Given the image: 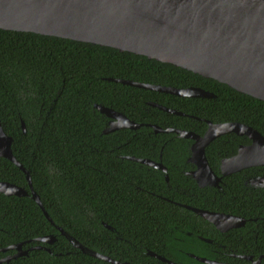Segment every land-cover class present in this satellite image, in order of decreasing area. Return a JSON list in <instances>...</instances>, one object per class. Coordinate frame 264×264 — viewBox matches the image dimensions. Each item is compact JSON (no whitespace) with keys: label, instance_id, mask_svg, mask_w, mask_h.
<instances>
[{"label":"trees","instance_id":"obj_1","mask_svg":"<svg viewBox=\"0 0 264 264\" xmlns=\"http://www.w3.org/2000/svg\"><path fill=\"white\" fill-rule=\"evenodd\" d=\"M107 78L198 87L216 98L180 97ZM149 102L185 115L170 114ZM96 104L121 112L143 126L105 134L109 119L95 108ZM0 119L5 132L14 139L16 158L30 170L34 189L54 221L52 224L46 218L31 196L0 193V250L23 242L32 247L38 238L48 235L57 238L51 246L53 254L36 250L29 257L3 264H78L71 261L76 254L66 259V250L73 246L56 226L98 251L104 244L113 249L116 236L123 242L126 238L134 242L146 238L148 248L154 250L156 238L176 245L179 231H192L185 221L202 219L176 203L209 209V199L219 197L221 201L224 194L200 189L186 174L193 169L187 163L193 141L175 133H155L152 126L204 135L207 121L235 122L264 135V102L142 56L0 29ZM243 143L246 138L236 134L213 141L206 149L211 167L217 172L220 159L235 155ZM127 157L162 162L169 182L163 171ZM1 181L29 189L24 172L0 157ZM224 197L231 206V197ZM222 208L219 203L216 209ZM5 256L0 251V259ZM81 256L86 264L95 260Z\"/></svg>","mask_w":264,"mask_h":264},{"label":"water","instance_id":"obj_2","mask_svg":"<svg viewBox=\"0 0 264 264\" xmlns=\"http://www.w3.org/2000/svg\"><path fill=\"white\" fill-rule=\"evenodd\" d=\"M0 29L68 39L142 56L215 80L264 102V0H0ZM107 80L180 97L216 98L214 93L198 87L175 88L130 80ZM148 104L170 114L185 115L157 103ZM95 108L109 119L105 134L120 129L137 130L143 126L112 108L97 104ZM206 123L208 129L204 135L152 126L155 133H175L193 141L188 162L193 163L196 170L188 175L198 186L220 187L222 177L264 165V136L260 132L242 123ZM22 128L26 134L24 122ZM230 133L247 136L252 144L240 147L236 156L222 162L220 177L210 166L206 149L216 138ZM13 142L0 119V157L10 160L24 172L29 189L1 181L0 193L31 196L54 224L34 189L30 170L16 158ZM127 158L163 171L169 182L168 169L162 162ZM187 208L213 222L219 217L224 218L221 214ZM59 230L84 252L120 264L90 251L62 228ZM56 240L54 235L37 239L48 245H53ZM40 249L42 247L37 246L30 250ZM0 251H16V254L0 259V264L28 254L22 243ZM198 259L205 264H221L206 258Z\"/></svg>","mask_w":264,"mask_h":264},{"label":"flooded vegetation","instance_id":"obj_3","mask_svg":"<svg viewBox=\"0 0 264 264\" xmlns=\"http://www.w3.org/2000/svg\"><path fill=\"white\" fill-rule=\"evenodd\" d=\"M240 137L246 138V143L239 144L235 155L220 159L217 172L212 168L218 176L222 177L221 167L225 159L236 156L240 147L252 144V140L247 136ZM188 160L187 163L191 164L193 169L187 171V175L196 170V166L188 162ZM198 187L200 189H214L224 195L220 197V202L219 197L209 199L211 202V208L209 209L176 204L186 209H188L187 207H191L193 209L221 214L224 218L219 217L216 220L217 222H213L190 210L202 219H187L185 223H187L192 231H179V235L175 241L176 245L169 241L163 242L165 240L163 238H156L155 249L150 250L146 238L139 242L126 238L123 242V239L116 236L112 245L113 249H110L109 245L104 244L100 247V251H98L89 245L85 246L76 238L74 239L90 251L108 257L120 264H205L200 262L198 258H206L221 264H264V165L246 168L240 172L222 177L220 187ZM178 190L181 189L178 188ZM224 196L231 197V206L228 202H225ZM219 203L223 206L221 210L216 209L219 207ZM105 226L109 225L105 224ZM56 228L60 232L59 227L56 226ZM110 230L116 231L112 227ZM64 232L69 235L65 230ZM60 234L62 235L61 232ZM64 237L73 246L71 250H66L64 254L66 259L71 257L72 254H76L77 257L71 258V261L75 260L79 262L78 264H86L85 258L81 256L85 254L96 260H89L90 264H115L105 259L94 257L89 252H84L81 248L75 246L66 236ZM36 242L37 244L32 247L40 246L42 247L40 250L45 251L46 249H50L51 252H48L53 254L52 245H47L37 240ZM22 244L23 250L28 251V254L16 259L29 257L31 251H36L30 250L32 247L27 248V243L23 242ZM122 244H124V247ZM7 253H5L6 256L4 258L16 254V251H9ZM59 255L63 256V254Z\"/></svg>","mask_w":264,"mask_h":264}]
</instances>
